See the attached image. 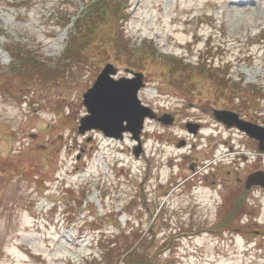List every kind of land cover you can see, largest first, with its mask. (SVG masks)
<instances>
[{"label": "rangeland", "instance_id": "obj_1", "mask_svg": "<svg viewBox=\"0 0 264 264\" xmlns=\"http://www.w3.org/2000/svg\"><path fill=\"white\" fill-rule=\"evenodd\" d=\"M63 2L0 0V67L12 62L5 48L21 46L51 70L37 84L0 71V264H80L100 255L101 230L133 229L154 232L147 240L157 264H264V234L254 233L264 230L259 192L247 195L243 214L232 206L240 193L221 208L235 184H140L148 166L168 180L169 159L221 158L225 143L236 148L240 136L221 128L211 108L264 125V0H122V15L106 17L80 63L65 56L85 5L68 1L75 16L63 28ZM119 26L140 53L131 67L112 48ZM108 64L117 78L126 69L143 72L141 102L177 115L173 126L145 124L141 160L130 134L118 141L79 133L83 95ZM189 120L202 123L201 133L188 135Z\"/></svg>", "mask_w": 264, "mask_h": 264}, {"label": "trees", "instance_id": "obj_2", "mask_svg": "<svg viewBox=\"0 0 264 264\" xmlns=\"http://www.w3.org/2000/svg\"><path fill=\"white\" fill-rule=\"evenodd\" d=\"M68 1L64 0L62 4L63 6L68 5L64 10V24L60 23V27L62 26L63 28H67L75 16L69 13L71 6ZM82 2L85 5V9L84 12L79 14L80 16H75L77 19L74 22V28L70 32L69 48L65 56L72 61L74 60L76 63L86 61L84 48L96 40L99 27L105 23L106 17L112 18L118 14L122 15L121 12L124 8L122 0H82ZM67 9L70 10L68 11ZM119 28H121V30L119 29L120 31L116 30L113 33L112 48L117 54H124L129 67H131L133 55H139L140 53L138 49L132 48L133 45L126 39L122 26H119ZM5 49L12 56L11 64L6 67H0L1 73L6 78L11 79L16 77L23 83L37 84L45 79V75H51V70L48 69V66L37 55L32 51H28L25 47L8 46ZM144 59L142 57V60ZM173 61V64H176V68L182 67L187 70L182 66L183 61L177 59H173ZM78 66L80 65L78 64ZM207 68L211 69L212 66L205 65L204 69ZM210 69H207L208 72L213 74ZM211 77L213 76L211 75ZM143 200L146 202L145 197ZM99 233V238L94 239V241L96 247L100 248V255L93 254L92 258H88L87 261L80 264H157V258L153 256L152 252V242H148L147 240L154 234L151 229L145 236L138 229H133L130 233L120 231L116 235L108 234L104 230H101ZM166 262L169 264L171 261L167 260Z\"/></svg>", "mask_w": 264, "mask_h": 264}, {"label": "water", "instance_id": "obj_3", "mask_svg": "<svg viewBox=\"0 0 264 264\" xmlns=\"http://www.w3.org/2000/svg\"><path fill=\"white\" fill-rule=\"evenodd\" d=\"M131 77H121L116 79L119 70L108 64L97 77L95 83L83 95V104L87 110V115L80 120L79 133L85 135L90 131H100L105 137L123 140L125 134H131L138 146L134 147L133 154L136 158L142 153L141 135L144 130L146 120L157 119L163 125L173 124V119L169 115L158 117L155 112L142 104L139 93L145 86L144 74L126 70ZM231 112L215 111L214 117L227 123L228 127L237 126L241 131L255 140L264 144V127L246 123L243 120L236 122L239 115L233 119ZM233 117V118H232ZM191 132L195 133L197 128ZM258 175L254 174L246 184L247 189L257 184Z\"/></svg>", "mask_w": 264, "mask_h": 264}, {"label": "flooded vegetation", "instance_id": "obj_4", "mask_svg": "<svg viewBox=\"0 0 264 264\" xmlns=\"http://www.w3.org/2000/svg\"><path fill=\"white\" fill-rule=\"evenodd\" d=\"M211 109L212 116L216 110L231 112L239 115V117L235 119L236 116L233 114L234 118H232L235 119L236 122L243 120L246 123H252L264 127V125L258 124L255 120L248 118L247 114L229 110L227 108ZM164 114L171 115L175 119V122H177V115L175 113L166 112ZM158 115L160 116V114ZM215 121L221 128L234 131L237 136H240V140L238 141L236 148H234L235 146L225 143L228 145L229 149L222 154L221 158L216 156L215 153L211 158H207L205 160L193 157L194 154H186L179 157V163H175L174 159H169L168 168L171 175L168 180H162L161 176L156 177L148 166L146 172L143 173V179L140 184H235L236 189L227 194V196L223 199L221 208L223 211H226L229 207H231V201H229L230 198L233 199L231 195L240 193L242 195V200L239 202H235L234 200L232 206L235 207V209H238L240 213L243 212V214H245L244 212L247 208V202L250 200L247 196L248 194L259 192L262 195L261 198L264 197V187L257 186L252 187L251 189L246 188V184L249 183V178L254 174L258 175L257 184H264V144H261L259 140L251 138L237 126L229 128L227 123L216 119ZM154 122L159 124L158 121ZM196 127L198 128L197 132L190 133L191 128L194 130ZM185 128L188 130V135H197L201 133L203 125L199 122V120H189L185 124ZM145 142L144 135L142 137L143 146ZM180 143L184 144V148H182L181 151L189 148V143L186 139H180ZM189 152L193 151L190 150ZM145 157L146 149L144 148L139 160ZM227 164L229 165L227 166L228 169H225L224 166ZM159 175H161L160 172ZM226 175L228 177L225 178ZM153 177H156L155 181H153ZM261 228L262 226H258V228L254 231L257 237L264 234V230H261Z\"/></svg>", "mask_w": 264, "mask_h": 264}]
</instances>
